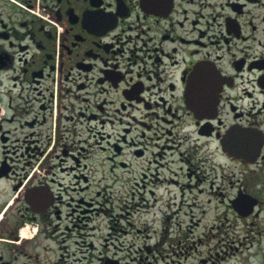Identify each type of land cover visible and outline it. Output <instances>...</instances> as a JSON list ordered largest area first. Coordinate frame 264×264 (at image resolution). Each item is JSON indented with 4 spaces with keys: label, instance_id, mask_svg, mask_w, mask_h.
Here are the masks:
<instances>
[{
    "label": "flooded vegetation",
    "instance_id": "flooded-vegetation-1",
    "mask_svg": "<svg viewBox=\"0 0 264 264\" xmlns=\"http://www.w3.org/2000/svg\"><path fill=\"white\" fill-rule=\"evenodd\" d=\"M230 214L263 234L264 0H0V264H218Z\"/></svg>",
    "mask_w": 264,
    "mask_h": 264
},
{
    "label": "rangeland",
    "instance_id": "rangeland-1",
    "mask_svg": "<svg viewBox=\"0 0 264 264\" xmlns=\"http://www.w3.org/2000/svg\"><path fill=\"white\" fill-rule=\"evenodd\" d=\"M133 182V181H131ZM132 186V183L128 180V178L125 179H119L116 181L115 189L124 191L127 188H130ZM139 217V216H138ZM137 217V218H138ZM135 218V219H137ZM230 221L227 222L225 225L224 231L222 233L218 234L219 236L225 235V232L227 233L228 242L234 241L235 244H232L233 246H238L239 240L243 238L244 236H247L246 234V222L245 220L238 219L235 216L229 215ZM105 220V219H102ZM264 223L260 224V230L263 233L262 235H255L253 233L250 239H242L243 244L239 247V250L236 255L229 256L230 259H225L224 261H221V263L218 264H240L243 261V256L246 257L249 253L253 255V258L255 259L254 264H258V260L262 259V255L264 253ZM150 229V228H149ZM215 243L211 242L210 245L208 243H205L203 246L198 247L197 252H192V254L188 257V259L182 258L178 261L176 258L169 259L167 262H170L172 264H200V259L205 258V253L208 250V248L213 247ZM242 258V261L240 260ZM132 263H136L131 261ZM181 262V263H180ZM154 263V262H153ZM166 261L163 263L165 264Z\"/></svg>",
    "mask_w": 264,
    "mask_h": 264
},
{
    "label": "water",
    "instance_id": "water-1",
    "mask_svg": "<svg viewBox=\"0 0 264 264\" xmlns=\"http://www.w3.org/2000/svg\"><path fill=\"white\" fill-rule=\"evenodd\" d=\"M260 139L261 138L256 133L242 132L241 135L238 136V141L233 148L235 155L239 158L244 155V151H252L254 149L253 144L255 142L259 141L260 146L262 144ZM248 203L252 206L255 202H249V200L243 199V197H241L235 203V207L241 214H246L248 212Z\"/></svg>",
    "mask_w": 264,
    "mask_h": 264
}]
</instances>
